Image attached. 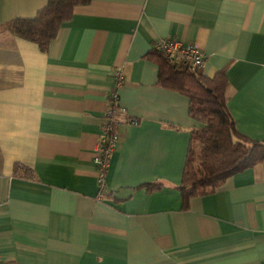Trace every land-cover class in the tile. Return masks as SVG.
I'll list each match as a JSON object with an SVG mask.
<instances>
[{"label": "crops", "instance_id": "1", "mask_svg": "<svg viewBox=\"0 0 264 264\" xmlns=\"http://www.w3.org/2000/svg\"><path fill=\"white\" fill-rule=\"evenodd\" d=\"M47 1L0 0V25ZM163 38L201 47L206 75L227 71L237 128L264 140V0H91L47 51L2 33L1 264H264V161L182 209L177 185L200 122L145 59ZM115 104L121 137L103 196L95 158ZM17 162L36 178L15 176Z\"/></svg>", "mask_w": 264, "mask_h": 264}, {"label": "trees", "instance_id": "2", "mask_svg": "<svg viewBox=\"0 0 264 264\" xmlns=\"http://www.w3.org/2000/svg\"><path fill=\"white\" fill-rule=\"evenodd\" d=\"M91 0H48L33 17H19L0 25V34L11 33L35 42L47 51L57 37L61 25L70 20L75 8ZM149 50L145 59L158 66V84L189 98L190 116L200 122L191 131L186 162L177 189L181 192L182 209L187 210L191 198L213 193L229 177L264 161V140L251 138L239 131L229 107L226 89L227 71L213 76L202 67H191L184 61H172L157 47ZM116 102V99H112ZM117 105L113 107V112ZM14 175L35 179L34 171L20 162L14 165ZM164 186L162 182L142 185L152 192Z\"/></svg>", "mask_w": 264, "mask_h": 264}, {"label": "built area", "instance_id": "3", "mask_svg": "<svg viewBox=\"0 0 264 264\" xmlns=\"http://www.w3.org/2000/svg\"><path fill=\"white\" fill-rule=\"evenodd\" d=\"M157 47L162 49L165 52L166 57L172 61H184L191 67H202L206 60V54L201 47L195 44H183L175 38L160 39ZM113 79L115 89L111 93V100L117 99L118 88L125 83L123 71L121 69L114 71ZM129 122L132 124H138V120L135 118L129 119ZM117 124H120V122L116 119L113 109H110L105 115L102 125L101 142L97 148L95 158L98 166L97 177L99 182V194L103 196L109 194L106 184V175L111 153L121 137L119 130H117Z\"/></svg>", "mask_w": 264, "mask_h": 264}]
</instances>
